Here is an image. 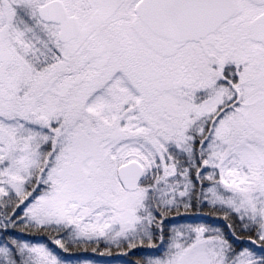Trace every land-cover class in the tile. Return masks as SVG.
<instances>
[{
  "label": "snow or ice",
  "instance_id": "snow-or-ice-1",
  "mask_svg": "<svg viewBox=\"0 0 264 264\" xmlns=\"http://www.w3.org/2000/svg\"><path fill=\"white\" fill-rule=\"evenodd\" d=\"M113 247L264 264V0H0V264Z\"/></svg>",
  "mask_w": 264,
  "mask_h": 264
},
{
  "label": "trees",
  "instance_id": "trees-1",
  "mask_svg": "<svg viewBox=\"0 0 264 264\" xmlns=\"http://www.w3.org/2000/svg\"><path fill=\"white\" fill-rule=\"evenodd\" d=\"M193 220H195V218L191 216L190 218H188L187 222H192ZM104 247L105 245L101 243L100 250L103 251ZM112 252H113V255L111 256H100V255L96 256L95 253L91 252L90 250L88 252L74 250L73 253L71 254L62 253V255L69 256V258L72 259L74 262L80 258H89V259L94 260L95 264H126L128 260L138 258V257H134L131 254H129L128 256H124V258L120 260L113 259L112 256H114L115 254H119V252L114 247L112 248Z\"/></svg>",
  "mask_w": 264,
  "mask_h": 264
},
{
  "label": "water",
  "instance_id": "water-1",
  "mask_svg": "<svg viewBox=\"0 0 264 264\" xmlns=\"http://www.w3.org/2000/svg\"><path fill=\"white\" fill-rule=\"evenodd\" d=\"M191 216H193V217L195 218V215H191ZM191 216H190V217H191ZM190 217H189V218H190ZM122 257H123V255L120 254V255L115 256V259H119V258H122Z\"/></svg>",
  "mask_w": 264,
  "mask_h": 264
},
{
  "label": "flooded vegetation",
  "instance_id": "flooded-vegetation-1",
  "mask_svg": "<svg viewBox=\"0 0 264 264\" xmlns=\"http://www.w3.org/2000/svg\"><path fill=\"white\" fill-rule=\"evenodd\" d=\"M119 254H120V253H119ZM95 255H96V256H98V254H96V253H95ZM115 255H116V254H115ZM115 255H114V256H112V258H113V257L115 258ZM122 258H124V255H123V257H122ZM122 258H120V259H122ZM120 259H119V260H120Z\"/></svg>",
  "mask_w": 264,
  "mask_h": 264
}]
</instances>
